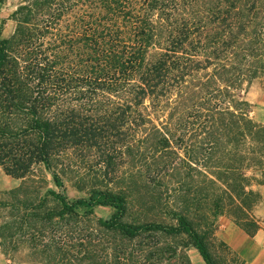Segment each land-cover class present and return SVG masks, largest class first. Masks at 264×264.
<instances>
[{
	"label": "trees",
	"instance_id": "trees-1",
	"mask_svg": "<svg viewBox=\"0 0 264 264\" xmlns=\"http://www.w3.org/2000/svg\"><path fill=\"white\" fill-rule=\"evenodd\" d=\"M12 18L10 36L0 27V167L23 182L0 200L6 254L192 264V247L220 264V216L257 233L264 124L245 94L264 79V0H25ZM75 154L105 169L103 180L77 176L90 187L78 198L64 178ZM41 165L58 190L43 192ZM138 207L151 217L134 218Z\"/></svg>",
	"mask_w": 264,
	"mask_h": 264
},
{
	"label": "rangeland",
	"instance_id": "rangeland-1",
	"mask_svg": "<svg viewBox=\"0 0 264 264\" xmlns=\"http://www.w3.org/2000/svg\"><path fill=\"white\" fill-rule=\"evenodd\" d=\"M25 0H0V27L2 28V34L4 37L10 36L16 27V22L12 18V14L15 12V10L18 8L19 5L23 4ZM264 89V79H258L256 80L250 89L245 94L246 98L249 102L250 100L256 99L260 96L261 90ZM253 108L251 112V116L258 122V117L255 112L254 104L252 103ZM261 123V122H260ZM67 160H77L75 165V170L67 174L65 178V183L67 187V192L69 196L72 198H78L81 196H84L87 194V190L90 189L88 187L87 189H81L76 185V178L78 175L83 176L86 178V182H89L90 179H98L103 180L105 178V169L104 167L99 164L98 158L89 155L84 157H76V154L72 156V158ZM140 164V163H138ZM127 166H123L121 168V171H119L118 175L121 177L127 176L129 174L130 166L126 164ZM136 172V169L135 171ZM36 179L40 180L39 184L42 186L43 192L47 188H52L58 190V188L55 186L52 180V175L41 165L37 167L36 169ZM250 173V172H248ZM111 179V178H109ZM106 180V179H105ZM117 181V180H116ZM110 181V185L112 186L115 184ZM23 182L22 179L15 178L9 174H7L1 167H0V200L3 197V193L7 190H10L12 188H15L19 186ZM116 185V184H115ZM104 187V184L102 185ZM170 204L173 202V197L171 195H167L166 198ZM96 215L98 217H102L104 219H108L112 213L113 209L111 207L107 206H98L96 208ZM8 215V211L0 209V223L3 221V217ZM152 213L149 211L143 209V208H134L133 209V216L134 218H147L151 217ZM229 220H233L232 217L228 215H222L218 218L217 226L214 232L213 237L210 241V248L217 257V259L220 261V264H242V259H240L239 255L232 249V247L222 238V235H220V226L223 224H226ZM234 221V220H233ZM235 222V221H234ZM236 223V222H235ZM237 224V223H236ZM264 225V223H262ZM224 226V225H223ZM1 240V239H0ZM181 240L178 239L176 244L181 245ZM173 242L172 240H168V243ZM18 243V239L16 240V245ZM181 250V249H179ZM186 253L190 257L192 264H206L203 258L201 257L199 251L196 248H187ZM179 256H176L175 258L164 260L161 262V264H185V262H181ZM0 264H42L40 261L36 260L32 255L30 254V250L20 245V247L17 250H11L8 254L4 252V249L0 245Z\"/></svg>",
	"mask_w": 264,
	"mask_h": 264
},
{
	"label": "crops",
	"instance_id": "crops-1",
	"mask_svg": "<svg viewBox=\"0 0 264 264\" xmlns=\"http://www.w3.org/2000/svg\"><path fill=\"white\" fill-rule=\"evenodd\" d=\"M256 99L251 98L258 120L264 124V89ZM253 189L260 193V201L253 209V215L260 229L253 236L233 220L220 226V235L242 259V264H264V184H256Z\"/></svg>",
	"mask_w": 264,
	"mask_h": 264
}]
</instances>
